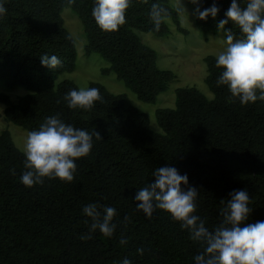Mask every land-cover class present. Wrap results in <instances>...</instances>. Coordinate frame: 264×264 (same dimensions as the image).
<instances>
[{
  "label": "trees",
  "instance_id": "16d2710c",
  "mask_svg": "<svg viewBox=\"0 0 264 264\" xmlns=\"http://www.w3.org/2000/svg\"><path fill=\"white\" fill-rule=\"evenodd\" d=\"M238 2L243 8L248 0ZM0 3L7 9L0 15V83L8 91H29L16 101L0 92L7 120L30 132L59 114L66 124L96 130L102 137H93L90 154L75 161L72 182L45 178L43 185L27 187L20 180L26 170L24 152L8 130L0 131V264H122L124 258L131 264H195L194 257L204 251L202 242L192 240L190 231L168 212L157 209L149 218L136 207L135 195L155 181L153 172L161 166L187 174L188 186L199 190L195 214L210 231L222 223L221 210L234 190L249 193L252 211L246 223L264 221V101L244 105L226 85L218 86L223 69L216 65L217 56L204 58L205 82L214 97L196 87L176 88L175 107L156 110L160 131L151 127L149 114L127 93H112L100 82L88 86L98 88L103 97L90 110L72 109L64 99L70 90L79 89L72 79L59 81L62 73L75 70L77 60L64 8L70 7L84 25L86 54L99 53L110 64L103 73H115L140 101L155 103L176 75L158 66L157 51L137 30L167 36L170 19L177 31L188 34L171 0H131L126 23L113 32L97 25L92 15L96 0ZM214 3L217 15L196 17L198 28L218 34L219 21L227 19L225 30L243 38L239 26L226 16L232 0H200V10ZM153 4L169 10L159 31L150 18ZM43 55H56L61 66L42 65ZM92 203L102 215V206L116 209L112 237L97 229L91 239H81L92 223L83 208ZM126 216L130 220L125 221ZM122 238L126 244H121Z\"/></svg>",
  "mask_w": 264,
  "mask_h": 264
},
{
  "label": "clouds",
  "instance_id": "9594fccd",
  "mask_svg": "<svg viewBox=\"0 0 264 264\" xmlns=\"http://www.w3.org/2000/svg\"><path fill=\"white\" fill-rule=\"evenodd\" d=\"M196 5L195 14L199 19H206L209 14L215 17L219 8L200 10V0H190ZM131 0H96L92 15L97 25L105 32L117 31L126 23V11ZM179 14L187 11L182 0L175 6ZM7 9L0 3V15ZM169 16V10L160 4H153L150 18L156 31ZM226 16L239 26L243 38L236 39L231 30H226L224 51L217 56L216 65L223 71L217 85H226L234 97L247 105L258 99L264 101V0H248L246 7H241L238 0H232ZM228 20L219 21L218 28L223 29ZM41 63L51 69L61 66L62 61L56 56H41ZM259 93V94H258ZM64 99L72 109L90 110L96 101L103 102L98 88L72 89ZM59 102V101H58ZM93 137L102 139L100 132H92L74 127L62 121L59 114L46 118L38 130L28 133L25 146V171L20 177L27 187L43 185L45 178L72 182L77 171L76 160L86 157L93 148ZM15 175V170H12ZM155 181L139 189L135 195L138 210L151 218L157 209L168 212L181 227L188 229L191 239L204 244V251L194 257L195 264H264V221L246 223L252 208L250 196L246 190H234L230 193L225 208L221 210L222 223L210 231L206 221L196 215L199 190L189 185L187 174L181 175L172 166H161L153 172ZM182 185L188 186L187 188ZM103 215L96 203L84 206L83 213L90 217L89 233L81 239H91L97 229L112 237L117 224L113 218L116 209L102 206ZM130 217H125V221ZM87 223V221H86ZM121 244L127 240L122 238ZM141 255L144 249L137 250ZM122 264H131L124 258Z\"/></svg>",
  "mask_w": 264,
  "mask_h": 264
},
{
  "label": "rangeland",
  "instance_id": "374dc122",
  "mask_svg": "<svg viewBox=\"0 0 264 264\" xmlns=\"http://www.w3.org/2000/svg\"><path fill=\"white\" fill-rule=\"evenodd\" d=\"M179 0H171L175 8ZM187 11L180 15V21L188 34L177 31L174 23L168 19L171 33L167 36H156L150 32L138 31L142 41L155 49L158 53V66L161 69H168L175 73L176 78L170 83L169 89L159 94L155 103L140 101L136 94L127 88L122 80H119L115 73H103V70L110 64L99 54H86L87 37L84 25L79 16L70 8H64L62 16L65 26L71 32L75 40L77 60L76 68L70 73H62L59 81L72 79L80 88H88L90 82H100L112 93H127L133 104L140 111L149 114L151 127L160 131L157 124L156 110L158 108L175 107V90L178 87H196L209 98L214 95L208 88L205 78L207 75V65L204 58L207 55H215L224 51L227 47L225 28L218 34H205L197 26L195 9L196 5L190 0H182ZM0 92H8L12 100L29 93L24 87H16L8 91L3 83H0ZM8 130L13 137L15 144L24 152L28 131L10 121L5 116V104L0 102V131Z\"/></svg>",
  "mask_w": 264,
  "mask_h": 264
}]
</instances>
